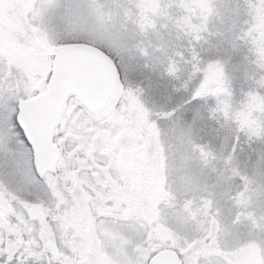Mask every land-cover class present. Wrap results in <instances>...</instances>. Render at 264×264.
<instances>
[{
	"label": "snow or ice",
	"instance_id": "obj_1",
	"mask_svg": "<svg viewBox=\"0 0 264 264\" xmlns=\"http://www.w3.org/2000/svg\"><path fill=\"white\" fill-rule=\"evenodd\" d=\"M0 264H264V0H0Z\"/></svg>",
	"mask_w": 264,
	"mask_h": 264
}]
</instances>
